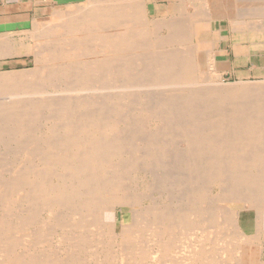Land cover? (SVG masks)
I'll use <instances>...</instances> for the list:
<instances>
[{"label": "bare ground", "instance_id": "6f19581e", "mask_svg": "<svg viewBox=\"0 0 264 264\" xmlns=\"http://www.w3.org/2000/svg\"><path fill=\"white\" fill-rule=\"evenodd\" d=\"M196 1L177 17L150 0L0 12L20 37L0 39V58L19 45L34 62L0 74V264H264V83L223 88L194 43L207 22L214 47L221 20L260 37L264 11Z\"/></svg>", "mask_w": 264, "mask_h": 264}, {"label": "rangeland", "instance_id": "374dc122", "mask_svg": "<svg viewBox=\"0 0 264 264\" xmlns=\"http://www.w3.org/2000/svg\"><path fill=\"white\" fill-rule=\"evenodd\" d=\"M6 1L8 3H7V5H5V7H3V4L0 1V12L4 9L5 10L8 9L9 11H14L16 1L15 0H6ZM23 1L29 2L31 0H23ZM37 1H40L39 6L38 5H36V7L33 6V8L28 10V12L31 14V17H44L46 9L48 8L47 4L44 3L45 0H43V1L37 0ZM63 1H65V0H63ZM166 1L165 0H150L151 3L148 4V6L151 8L152 12H155V9L158 6H161L162 8H164V10H163L164 14L161 13V17H163V16L166 17L168 12L170 13V15H176L174 17H177L178 16L177 14H181L182 12L185 13L183 8L182 9L179 8L180 7V5H179L180 0H166ZM238 1L239 0H236V1L235 0H228V3L230 2L229 12L230 13L234 12L233 14H236V15L233 17L237 20H238L237 15L239 12L243 13L242 16L243 15L245 16L247 14H244V13H248V12H251L253 10H256L257 12L264 11V9H261L260 6H259V8H254V9L252 7L250 9H245L244 7H242L240 9V7H237ZM243 1L247 2L249 0H243ZM148 2H149V0H148ZM201 2L203 3V1L197 0L195 2V6L198 7V5H199V8H202V5L204 6V4H201ZM239 2H241V1H239ZM169 3H170V5H168ZM175 3H176V5H178V8L173 7ZM187 5L188 6H186V8H185L186 13L191 14L192 11L194 12L191 5H189V4H187ZM57 7H59V6L55 5V8H57ZM63 7H65V6H63ZM181 10H183V11L181 12ZM179 11H180V13H179ZM152 16L155 17L156 14L152 13ZM244 16L241 17V15H240L239 19H241V20L245 19L246 17H244ZM195 26H196V33H195V42L194 43L196 44V47H195L196 50L199 51V53L197 52L198 54H196V55H201V58L203 57L202 60H207L210 53L216 55V59L221 62V64H220L221 71L218 72V75H219L218 81L220 82V80H221V84H224L223 85L224 87L222 86L223 88H225V85L227 86L228 84L230 86V85L237 84V83H242V84L245 83V86H250V85L254 86L255 83H264V35H262L260 37H255V38H252V37L248 38V36H247L248 34L241 32L240 34L237 33L236 37H234L233 33L231 31H229V28L227 27V22L225 20H221L219 22H215L214 26L218 30H222L224 36H223L221 41H218V42H217V40L215 41L216 44L214 47H212V46L210 47V41L211 42L213 41V34H212V31L210 28L211 27L210 23L201 22L198 24L196 23ZM16 33H17V30L2 29V30H0V39L1 38L6 39V38L12 37V38H15L17 40L20 37ZM162 33L165 34V31ZM230 37H231V39H230ZM18 46L19 45H17L15 47L14 52L19 51L20 52L19 55L15 56V57H5L2 59L0 58V74L11 72V71L27 70V69H31L34 67V62H33L32 56L26 55L25 54L26 49H23L20 46L19 47ZM210 50H211V52H210ZM207 73L208 72L206 71V74ZM206 87H204V88H206ZM143 91H145V90H142V92L141 91L140 92L143 93ZM149 133L147 134L148 136H149ZM146 134H145V136H146ZM150 135H151V133H150ZM5 145L7 148L8 147L7 142L0 144V150L1 151L2 150L6 151V148L4 149ZM10 146L13 147L12 144ZM4 152H2V153L4 154ZM215 192H216V189H214L213 193H215ZM239 223H240V226L245 231L248 232V234L252 233L253 228H254V224H255V210L254 209L240 210ZM262 250L264 253V238L262 240Z\"/></svg>", "mask_w": 264, "mask_h": 264}, {"label": "crops", "instance_id": "0c3cea01", "mask_svg": "<svg viewBox=\"0 0 264 264\" xmlns=\"http://www.w3.org/2000/svg\"><path fill=\"white\" fill-rule=\"evenodd\" d=\"M15 1H19V0H15ZM23 3H24V1L23 0H21ZM33 8V7H32Z\"/></svg>", "mask_w": 264, "mask_h": 264}]
</instances>
